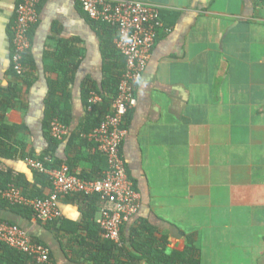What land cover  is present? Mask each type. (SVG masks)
Returning a JSON list of instances; mask_svg holds the SVG:
<instances>
[{
	"label": "crops",
	"instance_id": "0c3cea01",
	"mask_svg": "<svg viewBox=\"0 0 264 264\" xmlns=\"http://www.w3.org/2000/svg\"><path fill=\"white\" fill-rule=\"evenodd\" d=\"M131 1L159 7L163 28L137 85L120 149L141 199L122 235L128 252L134 253L130 228L148 224L156 238L166 239L168 253L184 251L189 236L200 264H264V6L258 0ZM18 2L0 0V108L11 103L4 122L24 129L7 147L17 154L0 157V170L28 194L45 198L52 188L36 182L22 155L48 151L53 167L66 164L76 176L89 174L99 152L82 136L85 93L101 96L92 111L100 118L113 98L100 93L104 68L110 63L116 73L119 62L106 60L105 41L114 46V35L89 20L77 0H45L17 76L11 28ZM53 84L66 97L50 96ZM12 88L17 97L10 96ZM49 98L67 107L69 131L51 151L43 129ZM100 205L98 198L61 197L62 216L50 226L7 210H0V220L45 242L54 264H88L86 225L98 224Z\"/></svg>",
	"mask_w": 264,
	"mask_h": 264
},
{
	"label": "built area",
	"instance_id": "2783aa9c",
	"mask_svg": "<svg viewBox=\"0 0 264 264\" xmlns=\"http://www.w3.org/2000/svg\"><path fill=\"white\" fill-rule=\"evenodd\" d=\"M45 0H22L15 10V21L11 30V66L17 76L23 74L22 55L29 50V30L38 21V6ZM82 12L89 20L116 30L115 49L125 59V67L117 87V94L99 125L84 139L96 146L106 159L107 168L102 176L84 180L71 173L66 164L46 167L49 158L41 162L26 158L23 164L30 170L46 175L52 185V193L45 198H28L14 185L0 190L3 200L12 206L30 208L35 219L41 223L58 221L62 214L59 207L61 197L82 195L99 199L98 226L104 240L121 246L122 227L135 217L141 207L139 193L129 178L121 156V145L126 135L125 118L135 108L136 88L155 48L159 31L163 28L159 7L131 0H77ZM264 6V0H258ZM102 102L101 96L91 91L87 101V112ZM52 138L63 141L68 128L54 119L49 126ZM0 243L20 251L34 259V264H50L49 250L30 240L27 231L18 225L0 222Z\"/></svg>",
	"mask_w": 264,
	"mask_h": 264
},
{
	"label": "trees",
	"instance_id": "16d2710c",
	"mask_svg": "<svg viewBox=\"0 0 264 264\" xmlns=\"http://www.w3.org/2000/svg\"><path fill=\"white\" fill-rule=\"evenodd\" d=\"M21 1L22 0H19L18 4L21 3ZM38 9H39V6H38ZM94 24L100 25L103 30L105 29L106 34H110V35L112 34L114 35V37L116 36L115 29L110 28L104 24L97 23V22H94ZM30 30L28 32L29 39H30V36H29ZM105 45H106L105 46L106 60L109 58H114L119 63L118 64L116 63L114 65L116 68H118V71L116 73H111L110 68L112 65L110 63H108L105 66L104 76H103V81H102V92L100 93L111 95L113 97L112 98V101H113V99L115 98L117 94V87H118L120 77L122 76V72L125 67V59L123 58V56H121L118 53L116 49H113L115 48L114 47L115 45L112 46L111 39L105 41ZM27 52L28 51H26L22 55L23 66H25L26 62L28 61V58L26 56ZM29 64L32 65V61L31 62L29 61ZM57 86L58 84L52 85L49 91V95L52 96L57 93H62L63 97H66V93L61 88H58ZM12 89L13 91L10 93V96H13V98L17 97L18 94L16 93V89L15 88H12ZM90 92L91 91H86L85 93L86 107H87V101H88ZM10 107H11V103L7 102L3 107L0 108V146L2 147L0 148V157L7 158V159H11L17 154V150H14L13 153H10L7 148L8 144L13 138V135L17 133L18 131L24 129V126H8L4 122V114ZM107 107L109 108L110 106H107ZM107 110L102 112V115L100 118H95L94 116L95 113L88 112L85 125L82 126L83 133L88 134L91 130L96 128L101 122L104 116V113H107ZM66 111H67V107L61 106L59 102L57 103L51 100L50 98L46 101L45 119L43 123V129L46 132V135L49 137V141L51 144L49 151L53 150L54 145L56 146L58 145V140L52 138L50 135V130H49L50 122L54 119H57L62 124L66 125L67 124ZM126 121L128 122V115L125 118L124 128L126 127ZM72 137H74V135ZM84 142H85V139H84ZM91 145H94V144H91ZM48 153L49 152L46 151L44 153L45 155H42L40 157H33L32 155L23 154L22 158L23 159L35 158V159L40 160L41 162H44V159L46 157L47 158L50 157L49 155H47ZM93 158L95 161H98L96 166L93 167L92 171L89 174H83L82 176H80V178L84 180H92V179L101 177L103 172H105L107 168L105 157L102 154L97 153L96 155L93 156ZM44 164L46 167L53 168V165H51V163L49 162H44ZM32 172L38 184H40L41 186L49 184L50 187L52 188L51 182L46 175L40 174L36 171H32ZM8 185H14L17 188L21 187V189H23V194L28 198L36 197V196H32L31 194H28L27 193L28 190L26 189V186L22 184V182H20L18 179L16 181L13 180L12 175L9 173V171L4 172L0 170V190L5 189ZM83 197L86 199L87 198H97L95 196H92V197L83 196ZM38 198H44V197H38ZM0 210H7L9 212H12L13 214L17 216L22 217L26 221H30L31 219L35 218L34 212L30 208L23 207V206H12L9 203H7L5 200H3L1 196H0ZM0 222H5L11 225H18L19 227L22 226L16 222H12L9 220L8 221L0 220ZM51 224H53V222L47 223V226L48 225L50 226ZM125 225L122 227L121 234H120V239H121L122 244L121 246H117L113 242L103 239L102 232L98 224H94V223L87 224L86 225V228L88 231L87 237L91 243L85 244L86 245L85 246L86 253L84 256L85 262H87L88 264H138L142 260L146 259L148 264H200L199 252H198V249L194 246L191 237L187 236V244L185 246L184 251L182 252L172 251L168 253L167 247H166V244H167L166 239L156 238L153 235L155 229L151 228L148 224H141L139 226H136V227L132 226L130 228L129 244H131V247L134 249L133 252L136 255L132 252H128L127 247H126V241L122 236ZM21 228L25 230L23 226ZM28 236L32 242L37 243L39 245H43L49 250V262L50 264H54V262H52V255H51L49 246L46 245L45 242L41 241L40 239H38V237L34 235L28 234ZM0 264H34V259L31 256H28L27 254H24L20 251H17L15 249L8 247L7 245L3 243H0Z\"/></svg>",
	"mask_w": 264,
	"mask_h": 264
}]
</instances>
